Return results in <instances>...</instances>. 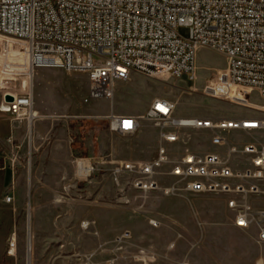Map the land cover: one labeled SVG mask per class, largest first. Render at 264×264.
Segmentation results:
<instances>
[{"label": "built area", "instance_id": "1", "mask_svg": "<svg viewBox=\"0 0 264 264\" xmlns=\"http://www.w3.org/2000/svg\"><path fill=\"white\" fill-rule=\"evenodd\" d=\"M183 26L189 28L186 38L179 33ZM0 37L4 43L12 40L20 45L25 61L20 67L25 71L86 74L89 92L85 103L112 101L116 89L130 81L133 73L149 79L194 82L196 53L209 48L227 63L206 83L203 93L264 113V105L254 106L230 95L232 89L241 87L264 100V0H0ZM3 105L6 113L19 118H38L30 92L15 95L13 102L3 101ZM174 112L175 103L166 98H155L141 116L111 111L109 128L117 134L136 132L143 120L160 129L156 157L120 163L112 170L113 180L119 185L123 176L130 177L131 188L141 193L228 196L233 225L256 229L257 242L264 243V210L255 209L250 202L264 197V143L247 142L239 148L228 139L240 132L250 138L264 135V117L214 120L178 118ZM185 128L210 131L211 144L225 152L185 150L173 159L167 146L185 142L181 133ZM12 159L16 162L17 154ZM164 167L169 170L163 171ZM93 170L89 175L77 172V177L86 180ZM161 180L169 184L161 185ZM11 200L6 198L8 203ZM151 224L158 226L156 221ZM94 225L89 221L81 227L87 230ZM131 238L129 231L118 235L113 242L115 254L102 264H156L158 255L152 249L128 253ZM176 246L171 242L168 250ZM98 253L84 255L82 264H95ZM180 264L192 263L184 259Z\"/></svg>", "mask_w": 264, "mask_h": 264}, {"label": "rangeland", "instance_id": "2", "mask_svg": "<svg viewBox=\"0 0 264 264\" xmlns=\"http://www.w3.org/2000/svg\"><path fill=\"white\" fill-rule=\"evenodd\" d=\"M179 33L186 38L189 28L180 27ZM21 54L18 43L12 40L4 43L0 37V164L3 162L1 155L11 152V147L3 145L15 140L14 149L16 144L20 147L16 148L20 163L18 169L14 170L24 174L25 192L34 186L35 172L48 177V181L60 172L58 186L63 193L58 199L66 204L65 210L52 212L34 211L29 203L26 205L20 232L27 253L23 264H30L36 232L45 245L49 242L38 260L39 264H82L83 256L94 251L99 252L95 264H102L115 254L114 239L125 231H129L132 236L128 253L140 248L152 249L158 255L156 264H180L184 259L190 260L192 264H264V243L257 242V230L238 229L233 225L234 212L227 207L230 197L209 193L177 197L165 196L161 192L141 193L131 188L130 177L123 176L117 185L111 175L112 170L122 162L151 161L156 157L160 145V129L148 120L141 121L139 128L132 134L112 132L107 119L111 111L117 115H145L154 98H166L175 103L173 116L178 118L222 120L264 117V113L203 93L204 86L215 72L226 67L224 56L209 48L199 49L195 59L194 82L149 79L135 74L131 78L133 80L116 89L112 101L91 100L85 103L84 98L89 92L86 74L62 70L49 73L51 70L37 69L31 75L30 70L25 71V68L20 67L25 64ZM52 76L53 80H50ZM28 92L33 94L34 111L38 117L33 122L30 120L32 115L29 120L28 117L19 118L6 113V105H3L5 93L24 95ZM13 94L10 95L15 97ZM230 95L247 99L254 106L264 105V100L249 89L236 87ZM65 112L77 118L81 115L78 113L87 114L84 116L91 118L87 124L100 123L110 138L105 144L102 164L98 161L91 165L83 160L94 169L86 180L77 177V163L80 160L72 159L69 163H63L61 159L56 162L51 159L54 137H50L48 132L40 137L33 134L32 128L37 123L44 130L48 124L61 126V122L66 119L62 114ZM181 133L185 142L167 146L173 159H178L185 150L198 154L225 152V149L211 144L212 133L208 130L185 128ZM243 133H232L228 139L236 141L239 148L247 142L264 143V135L250 138ZM66 149L69 148L61 143L62 156H65ZM167 170L169 167L163 168V171ZM168 184L169 181L161 180V185ZM63 187L66 190L63 191ZM250 202L255 209L264 210V197L252 198ZM41 220H53L52 228ZM89 221L95 222V225L83 229L82 223ZM151 221L158 222V226H153ZM2 232L0 226V244L5 239L3 252L7 255L10 249L13 250L14 244L16 246L15 233L3 235ZM29 241L31 250L28 249ZM171 242L177 245L173 251L168 250ZM100 247L102 250H99ZM117 264L132 263L122 261Z\"/></svg>", "mask_w": 264, "mask_h": 264}, {"label": "crops", "instance_id": "3", "mask_svg": "<svg viewBox=\"0 0 264 264\" xmlns=\"http://www.w3.org/2000/svg\"><path fill=\"white\" fill-rule=\"evenodd\" d=\"M47 70H51L49 73L57 71L56 69ZM135 74L136 73H133L131 78ZM52 78L53 76L50 80H53ZM131 80L133 79H130V81ZM62 114L64 115L63 118L66 119L61 122V126L55 123L48 124L46 130H44L43 126L37 123L34 124L32 128L33 134L36 137H40L44 132H48L50 137L55 138L51 148V159L54 161L61 159L63 163L64 161L65 163H69L72 159H78L86 160L91 165L98 161L99 164H102L105 144L110 140L108 132L103 129L100 123H94L89 126L87 121L91 118L84 116L87 114L78 113L81 114L79 118L70 117L69 114L71 113L67 112ZM120 115L141 116L136 113ZM73 119H76V121L73 122ZM30 120L32 121L33 117ZM61 143L69 148L66 149L65 156L61 155L63 153H61L62 150H60ZM13 144H15V140L14 142L11 140L10 144L3 145V147H11V152L1 155L3 162L0 164V169L2 171L0 173V226L2 227L3 235L15 233L14 239L16 246L14 244L13 250L11 251L10 249L9 253L6 255L3 252L6 242L5 239H2L0 244V264H4V261L9 264H23L24 259L27 257V253L22 245L23 240L20 237V232L23 227L24 210L28 203L30 208L34 211L52 212L66 209L65 202L58 199L59 195L63 193L61 192V187L58 186V182L61 178L60 172L54 174V179L51 181H48V177L46 176H40L38 171L35 172L33 176L34 186L28 190V192H25V176L22 172L14 170L18 169V164L20 163V156H18L19 151L16 150V148L19 149L20 147L16 144V148L14 149ZM15 154L18 156V160L13 162L12 158ZM40 180H44V182H40ZM62 189L63 191L66 190L65 187ZM7 197L12 198L11 202L8 203L6 201ZM37 221H39V219ZM41 221H45V225L52 228L53 220ZM48 233L49 231L47 234ZM47 245H49V242L45 245V242L40 240L36 232L34 242H32L30 264H39L38 260L41 259Z\"/></svg>", "mask_w": 264, "mask_h": 264}, {"label": "bare ground", "instance_id": "4", "mask_svg": "<svg viewBox=\"0 0 264 264\" xmlns=\"http://www.w3.org/2000/svg\"><path fill=\"white\" fill-rule=\"evenodd\" d=\"M30 74L32 75V71H30ZM7 79V78H6ZM8 81H10L11 79H7ZM2 81V80H1ZM8 110V109H7ZM29 118H31V115H29ZM28 118V120H29ZM91 166L89 165V163H86L83 160L78 161L77 163V172L79 174H84V175H89V173L91 172ZM28 249L31 250V242L29 241L28 243Z\"/></svg>", "mask_w": 264, "mask_h": 264}, {"label": "water", "instance_id": "5", "mask_svg": "<svg viewBox=\"0 0 264 264\" xmlns=\"http://www.w3.org/2000/svg\"><path fill=\"white\" fill-rule=\"evenodd\" d=\"M4 101L7 102V103H11V102L14 101V97L12 95H10V94H6L4 96Z\"/></svg>", "mask_w": 264, "mask_h": 264}]
</instances>
